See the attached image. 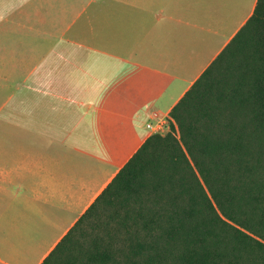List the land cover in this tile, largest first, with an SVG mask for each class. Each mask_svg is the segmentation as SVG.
I'll return each mask as SVG.
<instances>
[{
	"label": "crops",
	"instance_id": "obj_1",
	"mask_svg": "<svg viewBox=\"0 0 264 264\" xmlns=\"http://www.w3.org/2000/svg\"><path fill=\"white\" fill-rule=\"evenodd\" d=\"M257 2L98 0L105 20L97 44L83 42V78L61 85L76 94L52 97L81 110L41 100L0 128V264H124L120 242L77 222L155 133L153 113L171 117Z\"/></svg>",
	"mask_w": 264,
	"mask_h": 264
},
{
	"label": "trees",
	"instance_id": "obj_2",
	"mask_svg": "<svg viewBox=\"0 0 264 264\" xmlns=\"http://www.w3.org/2000/svg\"><path fill=\"white\" fill-rule=\"evenodd\" d=\"M82 224L124 264H264V0Z\"/></svg>",
	"mask_w": 264,
	"mask_h": 264
},
{
	"label": "rangeland",
	"instance_id": "obj_3",
	"mask_svg": "<svg viewBox=\"0 0 264 264\" xmlns=\"http://www.w3.org/2000/svg\"><path fill=\"white\" fill-rule=\"evenodd\" d=\"M97 2L0 0V128L7 127V114L17 117L40 110L39 105H44L41 100L51 101L59 114L81 110L65 98L54 103L52 97L76 94V90H64L61 85L83 78V42L89 39L97 44L99 22L105 20L106 13L98 12ZM87 4L90 6L83 13ZM40 81L41 88L37 85Z\"/></svg>",
	"mask_w": 264,
	"mask_h": 264
},
{
	"label": "built area",
	"instance_id": "obj_4",
	"mask_svg": "<svg viewBox=\"0 0 264 264\" xmlns=\"http://www.w3.org/2000/svg\"><path fill=\"white\" fill-rule=\"evenodd\" d=\"M153 115L157 118L156 122L147 123V127L154 130L155 133H166L170 130L171 117H161L158 111Z\"/></svg>",
	"mask_w": 264,
	"mask_h": 264
}]
</instances>
